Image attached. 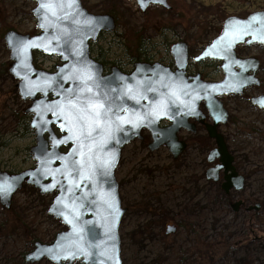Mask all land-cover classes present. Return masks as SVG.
<instances>
[{
    "label": "water",
    "instance_id": "95a60500",
    "mask_svg": "<svg viewBox=\"0 0 264 264\" xmlns=\"http://www.w3.org/2000/svg\"><path fill=\"white\" fill-rule=\"evenodd\" d=\"M32 1L36 4L32 14L39 33L30 36L10 30L4 41L10 51V73L19 81L20 96L31 102L26 114L32 115L30 128L36 144L30 152L36 165L18 174L0 171V204L10 210L13 197L24 185L34 187L41 195L56 193L48 214L67 230L57 234L52 243L35 242L25 256L26 263L122 264L119 229L126 210L115 177L122 149L141 139L142 131L147 130L153 138L151 151L167 145L177 158L186 147L178 139L180 130L195 132L196 125L190 120L204 123L206 119L200 109L203 102L214 119L213 125L206 124L209 137L216 143L208 161L220 162L210 178L217 181L218 172L223 170L225 193L243 189L245 178L236 171L235 159L217 130L229 121L220 97L242 96L247 89L260 87V61L240 58L237 48L264 46L260 38L264 36V11L245 18H227L221 35L195 58L196 63L221 62L222 81H204L197 74L190 83L186 75L187 43L171 48L174 70L158 62H138L128 76L120 74L118 68L104 75L103 65L91 57V44L97 43L103 33L114 32L116 19L110 14L90 13L81 0ZM136 2L142 13L150 7L171 9L167 0ZM253 17L256 20L249 26L247 22ZM234 22H240L238 27L245 31H231L229 26ZM36 53L57 57L61 65L54 72L36 69ZM251 103L264 110V96L252 97ZM92 105L103 108L94 109ZM97 111L103 116L94 117ZM81 114L88 118L79 121L77 116ZM164 121L171 125L160 127ZM53 126L60 130L61 137L55 135ZM67 146L70 150L61 153L60 149ZM240 204L235 203V213ZM259 208L256 205L248 211ZM175 231V227L168 226L166 235Z\"/></svg>",
    "mask_w": 264,
    "mask_h": 264
},
{
    "label": "rangeland",
    "instance_id": "374dc122",
    "mask_svg": "<svg viewBox=\"0 0 264 264\" xmlns=\"http://www.w3.org/2000/svg\"><path fill=\"white\" fill-rule=\"evenodd\" d=\"M81 1L90 13L116 19V30L101 35L93 45L92 57L102 50L104 63L126 66L141 45L149 49L150 62L168 65L171 47L179 42L187 43L196 57L221 33L227 18L264 11V0H168L171 10L152 7L145 13L136 0ZM35 6L32 0H0V171L7 173L34 166L30 149L35 135L26 130L31 102L22 99L19 81L10 73L12 62L4 36L10 30L38 34L32 14ZM238 53L260 60L262 84L242 96L222 98L229 121L218 132L235 159V168L246 179L244 191H232L226 198L204 180L205 152L215 144L205 131L181 136L191 150L178 161L166 147L151 152L150 139L144 134L145 142L136 140L124 149L115 174L126 210L119 229L122 264H264V110L251 103L252 97L264 96V46L241 45ZM35 65L53 72L60 61L36 54ZM198 70L211 81L223 78L218 65ZM238 199L248 202L247 208H260L235 213L232 205ZM51 201V196L24 185L11 204L22 222L13 235L1 229L6 216L0 206V264H28L22 255L33 250V240L50 243L66 230L48 214ZM169 223L177 231L167 236ZM217 243L222 250L219 258L201 257V246Z\"/></svg>",
    "mask_w": 264,
    "mask_h": 264
},
{
    "label": "flooded vegetation",
    "instance_id": "af4514ba",
    "mask_svg": "<svg viewBox=\"0 0 264 264\" xmlns=\"http://www.w3.org/2000/svg\"><path fill=\"white\" fill-rule=\"evenodd\" d=\"M92 49H93V45H92L91 51H92ZM238 55H239L240 57H242L241 54L238 53ZM100 63L104 66V75H109L110 72H111V69H112V68H118L119 71H120V74L125 75V76H128V75H130V74L134 71V66H135V64L138 63V62L129 61L128 64H127V66H126L125 64H122V63H121V64H118V63H115V64H114V63L106 64V62L104 63V61L101 59ZM206 65H207L208 67H212V66H214V65H218V66H220V63L217 62V61H213V60H205V61H202V62H200V63H196V62H195V57H192V53H191L190 48H189V62H188V66H187V73H186V75H187V77H189V78L191 79V80H189L190 83L193 82L192 78L195 77L197 74H201L203 80H205V81H211V80H209V78H207V76H205L204 74H202V73L199 72V70H198V68H200V67H205ZM167 66H168L169 68H171L172 70H174V62H173V61H170V63H169ZM260 67H261V66H260ZM219 69H220V68H219ZM258 73H259V72H258ZM222 98H223V97H222ZM222 98H221V100H222ZM50 100H52V96H50ZM200 108H201V111L206 115V119H205L204 123H200V122H198L197 120H194V119H193V120H191V122H193V123L196 125L195 132H190V131L187 130V129H181L180 132L178 133V139H179L180 141H184V143H185V145H186L185 150L183 151V153H182L181 155H179L177 158H175L174 153L172 152V150H171L167 145L162 146V147H166V148H168V150L170 151V153H171L173 159L176 160V161H178L179 158H180L182 155H184V154L187 153L189 150H191V147H190V145H189V141H188L187 139H181V136H182V135L197 136V135H198V131H199V130H203V131L206 132L208 138H209L211 141L214 142V140L211 139V138L209 137V134H208V131H207V127H206V124L213 125V124H214V119L210 117V115H209V111H208V110L206 109V107H205V102H203V103L201 104ZM30 116H31V115H30ZM31 117H32V116H31ZM170 125H171L170 122H168V121H164V122L161 124V127H162V128H168ZM221 126H222V125H220V126L218 127V131H219V129H220ZM52 128H53V131H54V133H55V135H56L57 137H61V136H62V133L60 132V130H59L56 126H53ZM33 134H34V132H33ZM144 134H146V135H147V138L150 139V140H149V143H148V148H149V150L151 151L150 147L153 145V138H152L151 134H150L147 130L142 131L141 139H138V140H139V141H142V142H145L147 139H146V137L144 136ZM46 137H47V135H46ZM135 141H136V140H135ZM133 142H134V141H133ZM133 142H131L130 144L126 145V146L122 149L121 157H122V154H123L124 149H125L127 146L131 145ZM34 145H35V144H34ZM162 147H161V148H162ZM215 148H216V143L214 144L213 148H208L207 151L205 152V154H206V157H205V160H206V161H205V165H206V166H205V170H204V180L206 181V183H208V184H210L211 186L215 187L216 190H219V191L224 192V190L222 189V186H223V184H224V182H225V180H224V179H225V173H224V171L221 170V171L218 172V176H217L218 180H217V181H214L213 179L210 178V177L212 176V174L214 173V170H216V168L220 165L219 160H215V161L212 162V163H210V162L208 161L210 153H211ZM159 149H160V148H159ZM159 149H158V150H159ZM30 150H31V149H30ZM69 150H70V146L62 147V148L60 149V152L63 153V154H65V153H67ZM155 151H156V150H155ZM151 152H154V151H151ZM31 157H32V156H31ZM33 162H34V161H33ZM234 165H235V162H234ZM34 167H35V162H34V166H33L32 168H34ZM118 167H119V166H118ZM117 169H118V168H117ZM116 171H117V170H116ZM236 171L238 172V174L240 173L237 169H236ZM14 174H16V173H14ZM239 175H240V174H239ZM243 177H244V176H243ZM244 178H245V177H244ZM245 182H246V179H245V181H244V187H243V189H242L241 191H244V189H245ZM232 191H236V190L233 188V189L230 190V193H225V192H224L225 197H226V198H230ZM236 192H237V191H236ZM51 197H52V199H53V198L55 197V194L52 195ZM236 201H237L236 203H239V202L241 203L240 206H239V210H238L237 212L243 211V209H245V210H246L245 212H246L247 214H248V213H251V212L248 211V208L246 207L247 204H248V202H245L244 200H241V199H238V200H236ZM234 205H235V203L232 205V208H234ZM237 212H236V213H237ZM168 226H175V227H177V226L174 225L173 223L166 224V228H167ZM165 231H166V230H165ZM176 231H177V229H176ZM176 231H175V233H176ZM167 236H168V235H167ZM79 264H80V263H79Z\"/></svg>",
    "mask_w": 264,
    "mask_h": 264
},
{
    "label": "trees",
    "instance_id": "16d2710c",
    "mask_svg": "<svg viewBox=\"0 0 264 264\" xmlns=\"http://www.w3.org/2000/svg\"><path fill=\"white\" fill-rule=\"evenodd\" d=\"M149 49H145L143 47V45L140 46V48H138V54L131 59L134 62H150V57L148 55ZM103 51L100 50L98 53V57L95 58L96 61L100 62L103 55ZM23 117H25L23 115ZM26 130L28 132L30 131V123H28L26 125ZM12 173V172H11ZM2 211L4 212L5 216H6V220L4 221V223L1 225V229L4 232L5 235H13L17 230L20 229V225H21V221L18 218V215L16 214V212L11 209V210H3V208L1 207ZM37 242V240H33L32 243L34 245V243ZM218 244V243H217ZM222 250H220L219 244L218 245H203L201 246V257H206L209 260H213V259H217L219 258V256H221ZM25 253L22 255L23 259L25 260Z\"/></svg>",
    "mask_w": 264,
    "mask_h": 264
},
{
    "label": "snow or ice",
    "instance_id": "6c2138e0",
    "mask_svg": "<svg viewBox=\"0 0 264 264\" xmlns=\"http://www.w3.org/2000/svg\"><path fill=\"white\" fill-rule=\"evenodd\" d=\"M41 7H42V8H43V7H46V5H45V4H42ZM255 20H256V17H253L252 20L249 21V22H247V23H248L249 26H250L251 23H252V21H255ZM239 23H240V22H234V24H231V25L229 26L230 30L233 31V32H242V31H245L244 29H240V28L238 27ZM260 38H261L262 40H264V36H262V37H260ZM22 47H23V45H22ZM92 107H93L94 109L97 108V107L103 108V105H98V106H97V105H92ZM92 115H93L94 117H96V118H99V117L103 116V113L97 111V112H94ZM87 118H88V117H87L86 114H81V115H78V116H77V119H78L79 121H85ZM81 127H83V124H81ZM71 130H72V129L70 128L69 131H71ZM8 190H10V189H5L4 191L7 192ZM69 222H70V221H69ZM72 258H75V254H74V253L72 254Z\"/></svg>",
    "mask_w": 264,
    "mask_h": 264
}]
</instances>
